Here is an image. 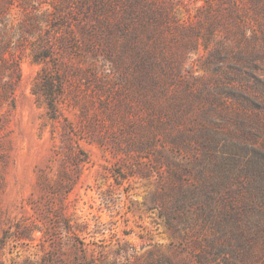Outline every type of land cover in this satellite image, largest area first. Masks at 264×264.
Returning a JSON list of instances; mask_svg holds the SVG:
<instances>
[{
  "label": "rangeland",
  "instance_id": "rangeland-1",
  "mask_svg": "<svg viewBox=\"0 0 264 264\" xmlns=\"http://www.w3.org/2000/svg\"><path fill=\"white\" fill-rule=\"evenodd\" d=\"M80 1L0 0V81L14 74V66L20 73L13 107H0V154L5 156L0 158V264H75L74 256L81 254L73 246L75 239L92 264H139L153 254L190 264L189 238L183 240L184 248L178 244L185 231L173 233L159 214L169 163L186 160L161 147L160 134L141 145L144 108L133 87L120 98L115 83L96 82L110 67L103 53L95 60L80 42L78 20L87 21ZM179 1L176 14L184 19L215 0ZM192 64V73L208 76L199 60ZM250 66L252 75L264 79V17L251 8ZM44 68L67 78L56 118L47 113L40 90ZM179 81L174 83L181 87L185 80ZM84 107L93 116L92 125L82 115ZM67 122L71 150L83 151L87 158L71 188L59 194L60 183L64 187L75 171L62 135Z\"/></svg>",
  "mask_w": 264,
  "mask_h": 264
},
{
  "label": "trees",
  "instance_id": "trees-1",
  "mask_svg": "<svg viewBox=\"0 0 264 264\" xmlns=\"http://www.w3.org/2000/svg\"><path fill=\"white\" fill-rule=\"evenodd\" d=\"M178 2L81 0L87 21L78 20L80 42L95 60L103 53L110 67L95 77L97 83L112 81L120 98V93L128 94L127 87L136 92L144 108L141 145L160 134L159 145L186 160L169 163L159 214L173 233L185 231L178 244L184 248L183 240L189 238L190 264H264V79L250 71V8L264 17V0H215L184 19L176 14ZM198 60L208 76L191 72ZM186 62L190 65L184 68ZM13 73L0 81V107L14 105V86L20 80L16 66ZM177 79L185 80L179 81L181 87L174 83ZM39 83L47 113L56 118L67 91L66 74L44 68ZM81 112L92 125L86 107ZM125 120L133 124L130 117ZM66 127L62 135L75 171L64 187L60 183L59 194L71 188L87 158L83 151L71 150L69 122ZM0 158L5 160L2 154ZM81 243L73 242L81 253L73 262L92 264ZM153 255L139 264H176Z\"/></svg>",
  "mask_w": 264,
  "mask_h": 264
}]
</instances>
